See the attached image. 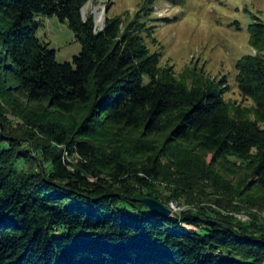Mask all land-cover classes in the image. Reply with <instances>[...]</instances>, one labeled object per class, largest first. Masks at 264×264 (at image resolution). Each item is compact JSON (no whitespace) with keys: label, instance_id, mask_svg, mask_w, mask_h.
<instances>
[{"label":"trees","instance_id":"obj_1","mask_svg":"<svg viewBox=\"0 0 264 264\" xmlns=\"http://www.w3.org/2000/svg\"><path fill=\"white\" fill-rule=\"evenodd\" d=\"M87 1L0 0V94L10 78L30 100L88 109L77 125L38 121L40 136L10 135L0 119V264H264V221L220 212L264 209V24L249 25L256 53L235 64L250 101L242 106L160 69L143 35L148 11L96 29L82 14ZM49 16L80 42L72 60H56L38 36ZM107 122L144 126L137 148L122 142L107 152L88 141ZM146 196L194 209L157 214Z\"/></svg>","mask_w":264,"mask_h":264},{"label":"rangeland","instance_id":"obj_2","mask_svg":"<svg viewBox=\"0 0 264 264\" xmlns=\"http://www.w3.org/2000/svg\"><path fill=\"white\" fill-rule=\"evenodd\" d=\"M144 1L88 0L82 14L91 15L95 28L101 29L109 19L120 18L124 25L136 18L137 13L148 11L144 16L146 25L143 35L150 50L158 53L161 70L172 72L190 86L197 84L220 90L231 103L250 104L240 95L235 81V64L241 56L256 53L250 43L248 29L254 22L264 24V0H155L150 5H144ZM37 34L55 49L58 61L72 60L81 49L68 23L56 16L43 18ZM8 80L10 89L0 94V119L4 121L5 132L10 135L18 137L32 131L40 136L36 125L49 116L70 126L73 122L76 125L82 123L87 116L88 109L79 105L73 111L65 112L46 100H30L22 88L10 78ZM164 123L155 134L160 144L170 129ZM143 132L144 126L130 127L124 123L107 122L87 139L107 152L122 142L125 147L135 150V142ZM19 141L23 143L24 139ZM62 154L71 165L79 161L77 156L70 157L65 151ZM205 159L206 162L211 161V152L205 155ZM229 159L237 160L234 156H229ZM251 177L250 174L246 178ZM153 185L164 197L169 196L170 191L164 183L157 181ZM168 205L171 208L194 209L193 205L176 198H171ZM220 212L230 215L236 222L252 220V216L247 217L250 214L248 208L220 209Z\"/></svg>","mask_w":264,"mask_h":264},{"label":"water","instance_id":"obj_3","mask_svg":"<svg viewBox=\"0 0 264 264\" xmlns=\"http://www.w3.org/2000/svg\"><path fill=\"white\" fill-rule=\"evenodd\" d=\"M140 200L146 205L147 208L157 214L169 216L175 212L173 208H171L168 204L162 202L160 199L146 196L141 198Z\"/></svg>","mask_w":264,"mask_h":264},{"label":"built area","instance_id":"obj_4","mask_svg":"<svg viewBox=\"0 0 264 264\" xmlns=\"http://www.w3.org/2000/svg\"><path fill=\"white\" fill-rule=\"evenodd\" d=\"M252 209H253V210H252ZM252 209H250V210H252L251 212H250V210H249L250 214L253 213V215H257V216H259V217L264 221V209H263V210L258 209V208H252ZM173 210H174V211H180V210H182V208L177 207V208H173ZM250 214L247 215V217H251ZM243 218L245 219L246 217L244 216Z\"/></svg>","mask_w":264,"mask_h":264}]
</instances>
